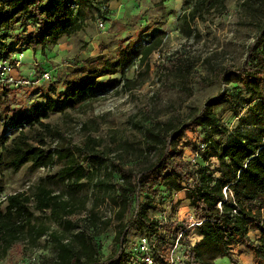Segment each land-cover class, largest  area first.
<instances>
[{
	"label": "trees",
	"instance_id": "obj_1",
	"mask_svg": "<svg viewBox=\"0 0 264 264\" xmlns=\"http://www.w3.org/2000/svg\"><path fill=\"white\" fill-rule=\"evenodd\" d=\"M110 1L0 0V41L19 24L30 22L33 29L25 38H18L19 42L33 51L39 47L42 53L62 35L81 31L89 19L104 18ZM225 1L184 0L187 8L178 18V31L195 41V19L204 21L209 14L224 12ZM239 6L244 23L255 30L244 60L235 69L240 86L250 95L242 100L249 103L256 99L264 108V0H241ZM163 35L153 34L140 50L120 47L115 57L100 54L84 59L65 76L66 89L57 95L59 104L50 98L34 114L17 113L15 122L39 130L32 137L20 130L11 138L9 148L0 145V170L8 167L16 171L26 162L44 168L58 162L62 166L40 178L31 194L15 192L5 197L4 205L0 202V259L17 243L36 249L41 247V239L47 238L54 254L42 264H126L131 257L126 256L124 243L129 229L138 224L142 235L155 241L153 257L163 260L167 248L179 234V240L185 238L189 228H185V221L169 218L165 221L166 236L148 212L158 210L157 205L163 203L161 192L185 191L184 201L199 221L192 231L200 239L193 245L186 243L182 264H216L215 260L223 257L236 263L235 246H243L254 261L264 263V133L228 135L214 108L233 102L232 94L217 93L197 113L185 117L148 115L131 122L139 135L136 141L112 135L111 147L103 137L93 134L98 127L90 120L80 124L84 133L80 143L47 148L46 137L53 129L43 120L49 113L76 109L106 89L118 93L135 88L137 79L149 73V57L162 44ZM134 65L138 70L133 78L128 72ZM162 66L181 81L192 79L194 62L184 54L164 61ZM226 70L218 66L213 73L223 76ZM116 73L119 79L99 80ZM49 89L56 93L54 86ZM142 111L151 110L145 106ZM197 129L206 134L204 160L214 157L218 162L214 168L184 158L181 141L186 131ZM88 184L90 192L81 193ZM107 204L112 214L109 217L101 210ZM82 214L84 218L75 220ZM52 222L56 226L52 227ZM111 223L116 249L102 258L96 237ZM252 228L259 232L256 241L249 236ZM135 250L139 254L138 246Z\"/></svg>",
	"mask_w": 264,
	"mask_h": 264
},
{
	"label": "rangeland",
	"instance_id": "obj_2",
	"mask_svg": "<svg viewBox=\"0 0 264 264\" xmlns=\"http://www.w3.org/2000/svg\"><path fill=\"white\" fill-rule=\"evenodd\" d=\"M240 1L226 0L224 12L209 14L204 17V21L196 18L194 25L198 31V37L195 41L192 38L186 39L178 31V18L187 8L184 0L164 2L111 0L107 4L108 12L104 18L89 19L81 31L62 35L57 43L49 45L42 53L39 47L33 51L25 42H19L18 38H25L33 29L30 22L19 24L5 39H2V42L0 41V60L10 64L12 67L10 74L13 78L25 79L27 82L18 85L12 82L0 83V145L9 148L11 138L20 130L31 137L38 132L39 129H30L26 124L19 125L15 122L17 113L23 111L34 114L50 98L55 104H59L57 95L66 89L63 84L65 76L81 61L100 54L115 57L120 47L127 50H140L153 34L158 33L164 34L162 44L150 55L149 73L137 79L135 88L118 93L106 89L100 91L95 97L92 96L76 109H65L62 112L48 114L43 121L50 124L53 134L46 137L47 148L80 143L84 138L80 124L90 120L98 127L93 134L103 137L106 144H110L111 147L114 146L112 135L117 139L126 138L136 141L139 135L132 129L131 122L140 121L148 115L165 118L176 114L185 117L197 113L205 101L220 92L233 95V102L214 108L221 122L229 130L228 135L264 133V108L257 104L256 99L249 103L243 102L242 98H248L250 95L240 86L239 77L235 71L245 58L246 46L255 38L253 26L243 21L244 13L241 12ZM262 45L264 47V42ZM180 54H184L194 62L192 79L188 82L168 74L162 66L164 61L176 58ZM204 58H208V61L202 62ZM218 66L226 67L227 70L223 76L213 73L214 68ZM137 70V66L134 65L128 72V76L134 78ZM45 71L50 74L48 81L41 79ZM119 78L120 74L116 73L102 76L99 80L107 83ZM51 86L56 88L55 94L50 91ZM145 106L150 107L149 113L142 111ZM256 120L257 123H255ZM205 136L204 130L201 129L186 131L181 141L184 158L193 163L209 164L211 168H214L218 165L217 160L214 157L204 160L206 149L200 146ZM61 166V162L49 168L26 162L16 171L3 167L0 170V186L3 188L0 193L1 204L4 205L5 197L9 194L19 191L31 194L40 178L56 173ZM85 192H90V184L86 185L81 193ZM160 196L163 203L157 205L158 210H150L148 214L159 222V231L166 233V236L165 221L167 219L185 221L187 224L185 228H189V232L185 238L178 241L177 246V251L184 262L182 254L186 243L193 245L200 239L192 231L195 225L188 226L197 219L184 201L185 191L171 194L161 192ZM108 206L107 204L101 207L103 214L107 217L112 215L108 211ZM35 214L38 212L35 211ZM190 215L193 217L191 218ZM84 217L85 214H82L74 218L81 220ZM50 225L56 226L53 222ZM143 233V229L138 224H133L129 229L124 243L126 256L132 258L137 254L135 248L139 236ZM114 235L115 229L111 223L96 237L102 258L116 249L113 244ZM249 236L256 241L259 236L258 230L252 228ZM177 238H180V234ZM47 241V238H42L41 247L36 249L17 243L4 258L0 259V264H42L54 254V250ZM233 253L236 263H231L226 257L216 259L215 263L264 264L254 261L252 253L243 246H235ZM137 256L139 257V254Z\"/></svg>",
	"mask_w": 264,
	"mask_h": 264
},
{
	"label": "built area",
	"instance_id": "obj_3",
	"mask_svg": "<svg viewBox=\"0 0 264 264\" xmlns=\"http://www.w3.org/2000/svg\"><path fill=\"white\" fill-rule=\"evenodd\" d=\"M11 68L12 67L7 62L0 61V83L12 82V83H17L18 85V84L27 82L25 81V79L20 80V79L13 78V76L10 74V72L12 71ZM41 79L44 81H48L50 79L49 72L48 71L43 72L41 75ZM200 146L203 149H205L207 146V143L202 140L200 142ZM190 217L192 218L193 216L190 215ZM197 224H199L198 220L194 223H191L188 226H193ZM178 240L179 238L175 240V243L173 246L167 248L166 254L163 257V260H157L153 257L151 253L153 246H154V242H155L154 239L153 238L149 239L145 235H140L138 238V242H137L139 257L137 256L138 258L136 257L135 260L132 259L128 261L126 264H182L183 263L182 256L177 251Z\"/></svg>",
	"mask_w": 264,
	"mask_h": 264
},
{
	"label": "crops",
	"instance_id": "obj_4",
	"mask_svg": "<svg viewBox=\"0 0 264 264\" xmlns=\"http://www.w3.org/2000/svg\"><path fill=\"white\" fill-rule=\"evenodd\" d=\"M179 192H181V191H179ZM179 192H178V193H179Z\"/></svg>",
	"mask_w": 264,
	"mask_h": 264
}]
</instances>
